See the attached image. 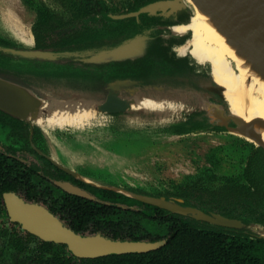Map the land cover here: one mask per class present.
<instances>
[{"label":"trees","instance_id":"1","mask_svg":"<svg viewBox=\"0 0 264 264\" xmlns=\"http://www.w3.org/2000/svg\"><path fill=\"white\" fill-rule=\"evenodd\" d=\"M24 1L37 14L33 28L37 49H85L141 32L137 29L140 24H136V19L114 21L108 17L107 11L100 14L84 12L82 6L80 9V0H60L63 8L74 15L72 20L65 17L66 20L36 0ZM155 1L158 0H137L129 12ZM142 18L145 21L154 19L148 16ZM70 26L71 29L62 33ZM0 46L18 47L1 38ZM191 69L187 61L176 58L161 41L152 42L143 59L101 66H60L17 60L0 53V76L29 88L36 85L38 80L54 79L74 89L102 92L109 82L118 78L151 80L159 76L193 73ZM1 116L7 114L1 112ZM12 120L17 128V137L22 136L28 124L19 119ZM6 129L14 132L10 127ZM173 129H177L179 134L188 133L182 124ZM36 130L40 131L39 128ZM1 158L5 160L4 163ZM24 167L22 163L0 155V218L6 215L3 194L21 189L25 190L27 200L45 202L78 234L101 231L114 240H165L166 243L159 250L145 254L78 259L65 245L44 242L29 234L23 237L0 226V264H264V240L244 234V231L238 233L211 226L111 190L80 183L97 197L96 202L89 201L66 194L52 185L47 186L37 170L30 173ZM244 175V180L225 176L218 190L214 189L217 185L211 184L216 180L213 174H209L207 179L210 185H204L206 180L198 179L194 188L190 185L184 188L181 195L184 205L239 219L246 224L253 222L264 225V152L261 148H257L250 157ZM118 204L129 208L124 210L117 207Z\"/></svg>","mask_w":264,"mask_h":264},{"label":"water","instance_id":"2","mask_svg":"<svg viewBox=\"0 0 264 264\" xmlns=\"http://www.w3.org/2000/svg\"><path fill=\"white\" fill-rule=\"evenodd\" d=\"M192 1L197 8L209 16L232 46L248 54L255 69L264 78V0ZM188 9L190 10V7L185 0H158L133 12L110 15V18L114 21L136 19L138 22L141 21L142 16L161 15L170 17ZM151 28H145L140 33L129 37L123 36L119 40L103 46L85 49L54 51L37 49L33 44L31 48L0 46V53L17 60L60 66L71 64L101 66L136 61L143 59L148 54L152 43V38L149 35ZM196 61L198 62V60ZM71 90L92 95L94 100L72 102L55 99L51 111L55 109L56 102L59 101L70 107L75 105L98 107L96 111L98 115L137 116L139 112L146 111L147 113L151 110L160 115L165 113V116L182 115L184 113L192 116L188 123L192 124L193 127H196L197 124V126H202L204 130L210 127L222 131L226 130L247 141L251 140L252 142H249L257 148H261L264 152L261 135L255 130L256 124L264 128V121L255 119L249 123H244L239 118L234 117L224 96V88L219 86L212 76H197L188 73L176 74L171 77L159 76L151 80L118 78L109 82L102 92L81 91L74 88H71ZM157 93H159L158 96L153 95ZM140 99L151 100L157 105L150 106L151 108L146 110L139 106L133 108ZM43 105L44 101L38 97L31 87L0 76V111L29 124L32 132L41 117L40 113ZM188 123H182V125ZM56 165L68 174L76 176L73 171ZM57 185L70 195L95 200L91 194L70 183L59 182ZM111 190L172 214L191 218L215 227L244 231V234L264 240V232L255 235L248 230V227L253 224L264 227L262 224L253 222L246 224L239 219L228 218L215 212L207 213L196 207L185 206L183 199L137 195L112 188ZM4 202L12 222L18 223L23 230L36 236L41 241L67 246L70 253L78 259L145 254L159 250L166 243L165 241H115L98 234L83 236L68 228L58 216L43 205L29 203L15 193L4 194Z\"/></svg>","mask_w":264,"mask_h":264},{"label":"rangeland","instance_id":"3","mask_svg":"<svg viewBox=\"0 0 264 264\" xmlns=\"http://www.w3.org/2000/svg\"><path fill=\"white\" fill-rule=\"evenodd\" d=\"M105 1L124 11L133 0ZM187 11L192 16V10ZM35 20L36 12L24 0H0L1 33L11 34L12 31L22 42L23 32H32ZM210 72L209 67V75ZM31 88L44 101L40 115L45 120L55 99L94 100L92 95L71 90L70 86L54 79L38 80ZM189 116L184 113L165 116V113L160 115L151 110L139 112L137 116L99 114L93 125L79 129H61L39 122L35 126L43 132L59 163L75 171L84 181L103 187L121 191L126 187L141 188L155 194L170 190L174 183L205 167L213 166L223 175L239 173L245 165L246 153L238 149L245 139L212 127L182 135L169 132L186 122ZM64 149L73 150L76 155L79 152L80 158L68 163L62 152ZM248 230L258 235L264 232V227L253 224Z\"/></svg>","mask_w":264,"mask_h":264},{"label":"flooded vegetation","instance_id":"4","mask_svg":"<svg viewBox=\"0 0 264 264\" xmlns=\"http://www.w3.org/2000/svg\"><path fill=\"white\" fill-rule=\"evenodd\" d=\"M36 1L41 3V4H44L48 10L58 12V15H61L63 18L66 17L68 19L70 17L71 20L74 18L73 14L71 15L69 12H67V10H65L63 8L60 0H48L50 2H47L46 0H42V1L36 0ZM80 1H81L79 3L80 9L82 6V8H84V12L92 11L93 12L92 14H94V13L100 14V12L107 11V12H109L108 17H110V15H117V14L122 15V14L128 13L130 11V9L135 6V3L137 0H133L131 2V4H129L128 8L124 9V11L121 7H118L116 5L114 6L112 4H108L106 1L104 2V0H80ZM84 12H82V13H84ZM150 18H154V19H152V20L150 19L148 21H145L144 18L141 17L140 18L141 21L137 22V20H136V24H140V25H138L139 28H137V29L138 30H144L145 28L154 27V28L150 29V33H149L150 37L152 38V42L161 41L164 44L165 48L170 49L175 54L176 58H178L179 60L187 61L190 69L192 68L191 70H193L192 74L197 75V76H206V77L210 76L209 75V67L211 70V66H208V64L198 63L190 53H186L185 55H182L179 52L180 48L184 44H186L188 42V40L191 39L192 33L188 32L184 36L173 35L174 33L172 31V27L180 26L183 24L187 25L191 22L192 16H190V13L187 10L182 11L179 14L173 15L170 17L156 15V16H153ZM36 19H37V14H36ZM36 21L37 20H35V22L32 25V28H31L32 32H30V31L29 32H23L24 34H22V39H23L24 44L18 38H16V36L12 33V31H10L11 34H5V33L3 34L0 32V38L4 39L8 43L14 44L20 48H23V47H27V48L30 47L31 48L33 44H35V46H36V39H35V36L33 34V28H34ZM148 25H149V27H147ZM71 28H72V26L65 28V30L63 29L64 31H62V33L67 32L68 31L67 29H71ZM25 39L28 42L30 41V43L25 41ZM210 74H211V72H210ZM31 87H33V86H31ZM1 112L2 111H0V113ZM2 113L5 114L4 112H2ZM95 115H96V119L94 121L96 122L98 119L97 118L98 114H95ZM7 116H1L0 117V155H2L5 158H9L11 161L14 160V161H18V162L22 163L24 166H26V167H24V170L27 169V172L31 173L34 170H37V173L40 174L45 179L44 182L47 183V186L52 185V186L62 190L61 188H59L57 183L63 182V183H70L71 185L78 187V188L82 189L83 191H86L87 193L91 194L95 199V200H89V201L96 202L97 197L95 196V194L93 192H91V190L89 188L81 185L80 183H83L86 185H91L93 187L100 188V189L110 188L107 190H111V187L101 188L103 186H99L97 184H93V183H89V182L84 181V178L80 177V175L77 174L75 171H73L72 169L64 166L61 163H59L57 161V158L54 155H52V152L50 151V148L48 145V141H47L46 137L44 136L43 132L41 130L38 132L36 130V126L34 127V130L32 132L30 125L28 124L27 131L23 132L22 136L17 137V135H16L17 128H16V125L14 123V120H12L13 117H11L9 115H7ZM190 117H192V116L190 115L189 118H187L186 122H184V123H188ZM39 120L44 121L43 119H39ZM94 121H93V124L95 123ZM1 123H4L5 125H1ZM9 123H11V124L8 126ZM93 124H90L87 126H91ZM183 125H185V124H183ZM2 126H4V127H2ZM87 126H85V127H87ZM185 126L188 129V133L198 132V131L204 130L202 126L193 127V125L189 124V123ZM7 127L14 129V132H12V130L11 131L7 130L6 129ZM85 127H83V128H85ZM66 128L68 129V128H72V127L68 126ZM77 129H79V128H77ZM169 130H173V131H169V132L179 134L176 132V131H178L177 129L176 130L175 129H169ZM223 131H226V130H223ZM183 134H186V133H183ZM179 135H182V134H179ZM244 141L245 142L241 143L238 150L240 151V153H246V156L244 158L245 165L243 166L242 170H240V172L237 174H233V175L219 174L216 172V168L211 166V167H205L202 171H200L194 175L186 176L181 182L174 183L173 186L170 188V190H165L164 193L156 192L155 194H153L150 192H146V190L141 189V188H129V187H126L125 191L129 192V193L137 194V195H144V196H153V197H167L168 196V197H175L178 199H182L183 197H181V195L184 193V188L188 185H190L192 188H194V186L198 184V181H197L198 179H204V180H206L204 185H208V184L210 185L209 181L207 180L209 177V174H213L216 178V180L211 183L214 186L217 185L214 188L215 190L220 189L221 183L224 182L225 176H231L234 180H240V179L244 180L245 179L244 173H245V169L247 167V164L249 163L250 157L253 155V153L257 149L256 146H253V143H251L247 140H244ZM20 146L23 147L22 150L17 149ZM27 148H30V150H28ZM238 150L236 151L237 154H238ZM62 152L65 155L68 163H73L74 160H77V158L78 159L80 158L79 152H77L78 153L77 155L75 154V152L73 150H69V149H64ZM104 153H106V152H104ZM104 156L108 157V155H104ZM42 158H43V160L47 161L48 163L43 161ZM1 159H2V162L4 163L5 160L3 158H1ZM55 163L60 165L61 167H64L68 170L73 171L76 174V176L68 174L64 170L60 169ZM112 189H114V188H112ZM118 190L121 191L122 189H118ZM63 192L66 193L65 191H63ZM6 193H15L16 195H18L20 198L24 199L25 201H27L29 203H37V204L43 205L49 211H51L48 208V206L45 204V202H43V201L32 202V201L27 200L25 197V195H26L25 190L20 189L18 192H6ZM6 193H4V194H6ZM116 193H118V192H116ZM4 194H3V203H4L6 215L0 218V224H1L0 226L3 228L9 229L11 232H15L20 236L25 237L29 233L26 232L25 230H23L18 223H14L10 219V216L8 214V211H7L5 202H4ZM39 194H41V193H39ZM66 194H68V193H66ZM119 194H121V193H119ZM73 196H75V195H73ZM77 197H79V196H77ZM116 206L120 207L124 210L129 208L126 205H120V204H118ZM53 214L58 216L66 224V226L68 228H70L67 225L66 221L63 220L59 214H56V213H53ZM17 228H19V229H17ZM229 230H231V229H229ZM236 232L240 233V231H236ZM97 234L101 235L103 237L112 239V238L108 237L107 234L105 235V233H103L101 231L94 233V234L87 232L85 234L82 233L80 235L89 236V235H97ZM29 235H32V234H29ZM32 236H34V235H32ZM37 239L40 240L39 238H37ZM112 240H114V239H112ZM115 241H118V240H115ZM121 241H126V240H121ZM161 241H165V240H161ZM150 242H153V241H150ZM156 242H158V241H156ZM33 246H35V245H33Z\"/></svg>","mask_w":264,"mask_h":264},{"label":"bare ground","instance_id":"5","mask_svg":"<svg viewBox=\"0 0 264 264\" xmlns=\"http://www.w3.org/2000/svg\"><path fill=\"white\" fill-rule=\"evenodd\" d=\"M185 2L193 12L192 20L187 25L174 26L172 31L176 36H184L191 32L192 37L180 48L179 52L182 55L190 53L199 63L210 64L211 76L219 86L224 88V96L234 117L244 123L255 119L264 121V78L262 74L257 72L248 54L232 46L209 16L197 8L192 0H185ZM156 105L151 100L140 99L133 108L139 106L146 110ZM97 110L98 107H92V105L70 107L57 101L49 117L46 120L40 117L39 119L44 121L38 120V122L48 123V126H57L61 129L68 126L83 128L93 124ZM255 130L261 135V141L264 144V128L256 124Z\"/></svg>","mask_w":264,"mask_h":264}]
</instances>
